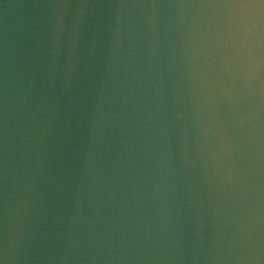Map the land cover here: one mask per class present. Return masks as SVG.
I'll use <instances>...</instances> for the list:
<instances>
[{"label":"clouds","instance_id":"clouds-1","mask_svg":"<svg viewBox=\"0 0 264 264\" xmlns=\"http://www.w3.org/2000/svg\"><path fill=\"white\" fill-rule=\"evenodd\" d=\"M0 264H264V0H0Z\"/></svg>","mask_w":264,"mask_h":264}]
</instances>
